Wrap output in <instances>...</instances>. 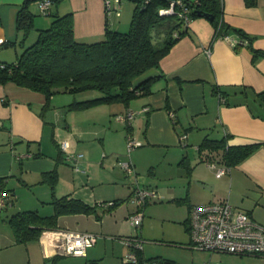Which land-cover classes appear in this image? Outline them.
I'll use <instances>...</instances> for the list:
<instances>
[{
    "label": "crops",
    "instance_id": "0c3cea01",
    "mask_svg": "<svg viewBox=\"0 0 264 264\" xmlns=\"http://www.w3.org/2000/svg\"><path fill=\"white\" fill-rule=\"evenodd\" d=\"M26 1L0 0V62L16 61L22 50L31 44L27 42L30 32L21 41L22 30L17 27L18 11ZM38 1H28L34 22L37 10L40 12ZM221 1L222 20L230 28L229 34L214 35L215 26L206 17L199 16L190 20L188 33L178 38L161 58L159 66L146 70L134 80L139 83L149 79L146 89L149 91L139 92L127 103L115 101L81 110H69L67 104L70 101L60 107L52 105L56 93L49 97L46 105L44 93L12 80L0 82V175L7 177V187L13 188L14 192L18 186L24 188L20 190L22 193L16 201V210L12 208L17 197L0 210V264H45L54 256L51 244L42 236L44 230L36 239L19 242L7 222L9 216L18 210L36 209L42 215L52 212V208L51 212L49 210L52 207L49 203L52 199L51 187L43 176L46 171L57 170L56 196L76 195L77 191H87L90 186L93 198L87 197L93 201L91 204L103 200H125L122 198L125 187L121 191L117 184V169L114 166L109 168L102 153L119 158L117 155L124 147L127 128L126 120L118 119L117 116L130 110L133 111L129 120L130 133L142 141L139 146H143L137 150L141 152L140 155L136 150L132 154L131 161L135 167L141 165L142 156L148 152L161 151L165 158L168 157L167 166L175 164V161L180 167L188 164L192 167L190 175L184 167L181 170L190 181L202 180L211 186L207 188L210 189L208 193L190 187L192 191L185 195L191 202L190 206L227 199L235 208L247 211L255 220L264 224V103L257 99V93L264 90V57L253 62L250 51L245 47L236 51L231 42L234 40L235 43H242L239 33L234 31L238 29L251 38L254 48L264 50V0H257L254 5L246 4L245 0ZM51 11L56 14L72 13L74 36L78 41L102 39L107 26L114 30L126 27L118 19L121 13L119 16L111 14L106 17L103 0H61L52 4ZM130 11L132 13L131 8ZM41 28L45 26H36V37ZM214 87L229 93L226 94L229 104L221 102ZM116 123L121 124L125 130L117 127ZM225 133L230 134L228 144L260 145L238 165L228 168L226 173L216 176L213 170L215 179L207 178L196 170L186 146L190 143L197 159H202L203 153L198 151L201 140L205 136L220 138ZM183 134L186 138L181 143L180 136ZM62 140L68 141L70 152L83 153L78 164L92 168L90 173L88 170L76 171L62 159L64 153L59 147ZM182 158L184 161L180 163ZM90 181L94 182L91 184ZM134 186L130 187V193ZM171 191L168 189L169 193ZM25 194L27 196L23 197ZM192 195L198 202L191 201ZM119 204L104 213L100 220L93 214L61 215L57 228L87 230L99 234L105 223L104 215L113 212ZM186 219H169L174 225L169 230L161 228L158 233L152 231L153 220L142 219L141 234L146 239L156 236V233L172 239L170 231L174 227L172 234L175 240L189 248L187 243L190 237L184 222ZM154 244L158 245L159 250L147 257L142 247V257L167 259L163 254V245L155 240ZM88 249L84 256H71L76 260L86 258L90 254ZM208 253L210 260L217 256L221 264H237V256L264 259V256L248 254Z\"/></svg>",
    "mask_w": 264,
    "mask_h": 264
},
{
    "label": "trees",
    "instance_id": "16d2710c",
    "mask_svg": "<svg viewBox=\"0 0 264 264\" xmlns=\"http://www.w3.org/2000/svg\"><path fill=\"white\" fill-rule=\"evenodd\" d=\"M28 1L22 5L17 16V27L22 30L21 41L27 38L34 27L33 14L28 8ZM60 1L52 0V3ZM132 1L134 6L128 29L120 31L107 26L103 38L93 42L78 41L75 38L71 12L56 14L50 10L49 15L53 16L50 24L38 29L36 39L22 50L16 61L0 62V82L12 80L19 85L40 91L46 96V105L49 97L58 91L96 90L99 92L93 98L70 102L67 104L69 110H81L115 101L127 103L139 92H148L149 90L146 89L149 79L139 83H135L134 80L146 70L159 66L161 58L178 38L188 33L189 23L186 24L180 15L182 7H178L179 9L173 14L160 13L159 10L167 7L172 0ZM182 2L190 20L202 16L200 12L212 14L214 15L212 20L215 26L214 35L229 34L230 28L222 20L221 0H182ZM245 2L248 5H254L257 0H245ZM234 31L239 33L242 40V43L233 45L236 51L245 47L250 51L253 62L264 57V50L254 48L248 35L238 29ZM214 91L219 98H223L221 102L230 103L226 97V94H229L226 90L214 87ZM257 99L264 103V90L257 93ZM129 120L126 121L127 134H131ZM229 138L228 133L220 138L205 136L198 144V151L203 153L201 158L230 168L250 156L260 145V143L228 144ZM39 155L41 153L34 156ZM61 157L64 160V156ZM183 161L184 158L180 163ZM184 165L187 174L190 175L192 167L188 164ZM43 176L50 183L52 199L49 203L52 205V212L42 215L36 209H28L12 213L7 222L19 242L36 239L45 229L57 228L58 218L61 215L93 214L97 220H100L104 213L110 212L122 202L112 199V204L103 206L98 202L88 203L71 194L56 196L54 191L57 170L46 171ZM6 179V176L0 175V196H5L6 204H8L13 201L15 193L13 188L7 187ZM107 201L110 200L102 202ZM192 206L189 205V210ZM184 222L188 229V217ZM58 256L60 255L55 254L51 258L52 264ZM137 256L138 262L144 259H160L165 263L174 262L158 257L143 258L140 251H137ZM87 262L86 264H96L95 260Z\"/></svg>",
    "mask_w": 264,
    "mask_h": 264
},
{
    "label": "rangeland",
    "instance_id": "374dc122",
    "mask_svg": "<svg viewBox=\"0 0 264 264\" xmlns=\"http://www.w3.org/2000/svg\"><path fill=\"white\" fill-rule=\"evenodd\" d=\"M133 6L134 2L132 0H122L120 5L121 16H119L118 19L121 20V24L122 22H124L126 27H123V29H120V31H126L128 29L130 22L129 18H131L130 8L132 10ZM37 11L38 12L34 22V27L31 29L29 37L27 39L28 44L32 43L36 38V26L46 27L49 24L50 20H52L53 18L52 15H44L41 14L39 10ZM55 93L56 94L53 95V99L51 102L52 105L55 104L59 107L69 101L72 102L74 100L89 99L99 94V92L96 90L77 92L61 91ZM51 110H53V108H51ZM54 112H56V110H54ZM120 125L121 124L116 123L117 127H119ZM179 128L183 130V128H181L180 126ZM120 129L125 130L123 126L122 128L120 126ZM142 147L143 146L134 147L131 151H128L125 140L124 147L121 149L120 154L117 155L119 157L118 159L115 155L111 156L106 152L102 153V156H105L104 160L109 163V168L111 166H114L115 169H117V184H119L118 186L121 191H123L125 187V192L122 195V198H124L125 200L119 204V206L116 208L117 210L115 209L110 214L104 215L105 223L103 229L100 230L101 233L99 232L96 243L90 246L91 248L89 247L88 249V252L90 254L92 253L93 255L89 254L90 257H81L78 258V260H76V258L71 255H60L56 258L53 264H86L85 262H89L90 259L95 260L94 263L96 264H123L125 262L124 256L130 251V249L126 244L122 242L123 239L120 238L130 235H139V239L142 240V247H144V254L147 257L151 256L154 252H157V250H159V248H157L158 245L154 244V240L157 241V243H161L164 247L162 250L165 258L175 261V263L168 262L167 264H205L207 262H214L219 259L217 256H215L210 260L208 251L203 252L182 246V244L178 240H175V237L172 234L174 233V227L172 228V231H170L171 235L173 236L172 239H166L165 237H161V235H157L161 228L169 230V228L174 225L169 221V219H174L177 221L179 219L182 220L188 217L187 207L191 204V202L189 203V199L188 197H185V195L190 192V187L192 188V190L194 189L195 191H204L205 193H208L210 189L198 185L196 183V179L190 181L184 175L183 170H181L182 166H177V161L174 162L175 164L167 166L166 161L168 157L165 158L164 153L161 151L148 152L147 155L142 156L143 162L141 163V165L139 167H135L133 162L131 161L132 154L134 150L137 151ZM186 149L188 151L189 158L192 160V163L197 167L196 170L208 176L207 178L215 179L214 171L207 166L208 160L197 159V154L194 152V148L191 147L190 143L187 144ZM140 153L141 152L137 151L138 155H140ZM81 160L82 158L80 159V161ZM126 162L131 163L133 171H127L124 168L123 164ZM150 164H152V166ZM80 166L83 170H88L89 173L91 172L92 168H86V166L83 167L81 164ZM93 182L90 181L91 184ZM123 184L124 186H122ZM133 184H139L142 187L145 186L148 188H153L157 192V197L149 201L143 208V220H153L154 225L152 227V231L157 232L156 236H150L149 239L143 238L140 227L135 228L129 222V217L135 210V203L132 202L130 193V187H132ZM78 188L82 189L83 186H79ZM23 189L24 188L21 186L15 188L14 198L16 199L17 197V199L15 200V205L12 210L17 209L16 201H18V197L21 196L20 193L22 192H20V190ZM87 189V191H77V194L74 196H82L85 199L88 198V200H86L87 202H93L89 201V197H87V195L92 197L93 194L90 195L92 189L90 188V186ZM168 189H172V191L169 193ZM26 196L27 194L23 195V197ZM185 198L187 199L185 200ZM196 200L197 199L195 198V196L192 195L191 201L194 203L198 202ZM51 208L52 207H50L49 209L50 212ZM125 214L127 215V217H125ZM175 230L177 231V229ZM92 256L95 257L91 258ZM237 258H239L237 264H264V259L261 258L248 256H245L243 258L237 256ZM45 264H52V260H49Z\"/></svg>",
    "mask_w": 264,
    "mask_h": 264
},
{
    "label": "built area",
    "instance_id": "2783aa9c",
    "mask_svg": "<svg viewBox=\"0 0 264 264\" xmlns=\"http://www.w3.org/2000/svg\"><path fill=\"white\" fill-rule=\"evenodd\" d=\"M122 0H103V7L108 18L109 15H120V3ZM41 14L49 15L52 0H39ZM182 7L180 15L184 22L188 24L190 19L186 15L187 9L183 8L182 0H172L167 7L161 8V14H173ZM235 44L234 40H231ZM223 100V98H220ZM133 111L118 115V119L128 121L132 117ZM186 135L180 136L181 143H184ZM141 141L135 139L131 134L126 135L127 150L141 145ZM61 151L64 153V160L68 162L74 170L84 171L78 164L82 153H73L68 150L69 143L62 140L59 143ZM210 169L215 171L216 176L227 172L225 166H218L214 161H207ZM127 171H133L129 162L123 164ZM157 197V192L153 188L142 187L136 184L131 192V200L135 203V210L130 215L129 221L135 228L140 227L143 219V208L149 201ZM113 202L99 201V205H109ZM6 205V197L0 196V210ZM188 233L190 240L187 243L189 248L213 252H224L239 255L264 256V224L255 220L247 211L235 208L227 199H218L204 204L193 205L188 213ZM45 236L52 246L53 254L84 256L88 247L96 243L98 234L92 231H77L71 229L57 228L44 230ZM130 251L124 256L126 264H167L160 259H144L138 262L137 251L142 250V240L139 235L121 237ZM205 264H221L218 261L207 262Z\"/></svg>",
    "mask_w": 264,
    "mask_h": 264
},
{
    "label": "water",
    "instance_id": "95a60500",
    "mask_svg": "<svg viewBox=\"0 0 264 264\" xmlns=\"http://www.w3.org/2000/svg\"><path fill=\"white\" fill-rule=\"evenodd\" d=\"M199 14L202 15V16H204V17H206L209 21H212L213 18H214V15H212V14H208V13H206V12H202V13L200 12ZM196 183H197L198 185L204 187V188H210V187H211V186L208 185L205 181H202V180H196Z\"/></svg>",
    "mask_w": 264,
    "mask_h": 264
}]
</instances>
